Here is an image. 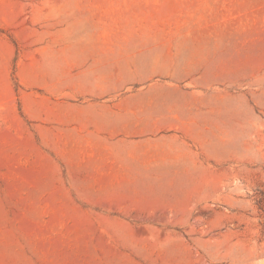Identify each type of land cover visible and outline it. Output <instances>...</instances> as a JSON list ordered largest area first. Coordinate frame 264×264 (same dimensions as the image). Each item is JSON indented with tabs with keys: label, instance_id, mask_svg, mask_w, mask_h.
<instances>
[{
	"label": "rangeland",
	"instance_id": "obj_1",
	"mask_svg": "<svg viewBox=\"0 0 264 264\" xmlns=\"http://www.w3.org/2000/svg\"><path fill=\"white\" fill-rule=\"evenodd\" d=\"M0 264H264V0H0Z\"/></svg>",
	"mask_w": 264,
	"mask_h": 264
},
{
	"label": "crops",
	"instance_id": "obj_2",
	"mask_svg": "<svg viewBox=\"0 0 264 264\" xmlns=\"http://www.w3.org/2000/svg\"><path fill=\"white\" fill-rule=\"evenodd\" d=\"M140 107L135 109H117L108 111L109 115H102V118L111 119L117 126L106 127L102 126L98 129H108V132L114 131L116 134L122 133L124 136H138L144 138L140 145H150L148 138H152L160 129L175 127L176 120L169 116L168 110H155L161 108H154L153 106ZM112 113V114H111ZM104 122V121H103ZM123 137V136H122ZM158 144V143H156ZM155 164H150V171L143 173L144 175H151L159 173L157 168H154ZM175 174H183L185 171H181ZM151 173V174H149ZM162 174H169L168 169L161 172ZM143 175V176H144ZM158 176V175H157Z\"/></svg>",
	"mask_w": 264,
	"mask_h": 264
}]
</instances>
